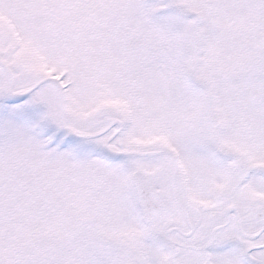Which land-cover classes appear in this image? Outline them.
I'll return each mask as SVG.
<instances>
[{
    "label": "snow or ice",
    "instance_id": "obj_1",
    "mask_svg": "<svg viewBox=\"0 0 264 264\" xmlns=\"http://www.w3.org/2000/svg\"><path fill=\"white\" fill-rule=\"evenodd\" d=\"M0 264H264V0H0Z\"/></svg>",
    "mask_w": 264,
    "mask_h": 264
}]
</instances>
